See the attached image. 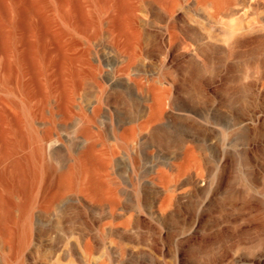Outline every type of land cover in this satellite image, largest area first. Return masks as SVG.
<instances>
[{"label": "rangeland", "instance_id": "rangeland-1", "mask_svg": "<svg viewBox=\"0 0 264 264\" xmlns=\"http://www.w3.org/2000/svg\"><path fill=\"white\" fill-rule=\"evenodd\" d=\"M227 1L65 0L61 47L37 31L66 122L21 129L0 87V264H264V0Z\"/></svg>", "mask_w": 264, "mask_h": 264}, {"label": "bare ground", "instance_id": "bare-ground-1", "mask_svg": "<svg viewBox=\"0 0 264 264\" xmlns=\"http://www.w3.org/2000/svg\"><path fill=\"white\" fill-rule=\"evenodd\" d=\"M63 2L62 0H0V87L5 85L8 93L15 94L19 98L16 105L19 108L22 107L25 114L24 117H19L22 124L20 128L25 127L24 130L26 131L28 129L33 131L35 121H41L47 125L44 130L46 139L53 133L54 122H66V116L61 108L62 98L59 91L54 94L50 89L43 95L35 93L33 86L26 81L27 76L31 75L33 69L25 66L23 55L25 53L34 57L37 54L38 41L46 38L38 32L46 31L50 33V27L54 28V33L56 32L55 34L58 37V39L56 38L58 46L61 47V37L66 20ZM227 2V0H215V3L220 7ZM64 3H66V7L69 5H67V2ZM104 7L103 5L102 9ZM66 9L69 12V7ZM13 81L16 84L10 86L9 82L12 83ZM0 101L2 100L0 99ZM155 101L157 100L155 99ZM5 104L10 106L12 103L7 101ZM148 106L152 107L151 104ZM81 110L85 113L83 122L88 124L97 121L101 106L100 104L93 105L90 109L91 114L86 113L82 106ZM16 112L19 111L14 110L15 114ZM68 120H70V117ZM151 121L152 114L150 113L145 123L149 124ZM94 133L96 134V132ZM27 135L29 139V133ZM34 138L38 146L41 147L44 138L38 137V135ZM28 149L30 148L28 147Z\"/></svg>", "mask_w": 264, "mask_h": 264}]
</instances>
